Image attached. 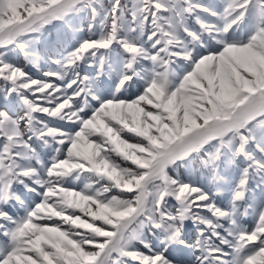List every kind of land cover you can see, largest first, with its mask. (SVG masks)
<instances>
[{
    "label": "snow or ice",
    "instance_id": "6c2138e0",
    "mask_svg": "<svg viewBox=\"0 0 264 264\" xmlns=\"http://www.w3.org/2000/svg\"><path fill=\"white\" fill-rule=\"evenodd\" d=\"M0 264H264V0H0Z\"/></svg>",
    "mask_w": 264,
    "mask_h": 264
}]
</instances>
